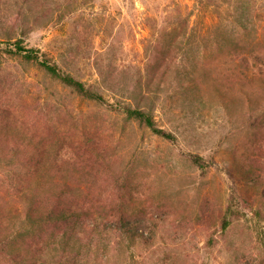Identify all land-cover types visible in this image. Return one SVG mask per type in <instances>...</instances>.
<instances>
[{"label": "rangeland", "instance_id": "rangeland-1", "mask_svg": "<svg viewBox=\"0 0 264 264\" xmlns=\"http://www.w3.org/2000/svg\"><path fill=\"white\" fill-rule=\"evenodd\" d=\"M18 39L108 103L0 54L3 125L47 154L37 174L0 155L5 230L32 232L30 192L66 185L101 208L51 239L48 264H264V127L249 126L264 113V0H0V45ZM120 105L153 111L175 139ZM87 144L96 177L81 163ZM120 213L152 240L121 232Z\"/></svg>", "mask_w": 264, "mask_h": 264}, {"label": "trees", "instance_id": "trees-1", "mask_svg": "<svg viewBox=\"0 0 264 264\" xmlns=\"http://www.w3.org/2000/svg\"><path fill=\"white\" fill-rule=\"evenodd\" d=\"M3 43L5 47L2 48ZM3 43L0 45V54L34 63L38 68L48 73L52 79L74 90L78 95L101 104L108 103L102 93L93 86H86L83 81L65 72L52 57L41 49L26 48L22 39L8 40ZM254 61L258 66L261 78L259 82L264 86V54L256 56ZM244 63L243 66L249 68L250 59L245 58ZM119 108L126 113L129 120L149 128L156 135L170 140L175 139L173 134L158 127L153 111L128 105H120ZM2 117L5 118L4 112L0 113V155L8 156V158L22 157L26 160V164L32 173L41 172L46 167L47 162L46 149L44 148L46 145H39L34 139L27 141L24 138H18L19 136L11 133L14 128L11 122L3 125ZM249 126L255 130L258 128L262 130L264 113L251 121ZM82 150L85 153L83 158L81 157V163H84L88 169L86 175L96 177L100 172L99 166L96 165H101L97 147L87 144ZM30 194L32 195L28 197L29 202L25 208V215L29 220L28 225L33 230L32 232L14 233L9 231V227L5 230L0 211V264H2L1 262L8 264H48L51 239H55L59 233L68 236L77 227H86L88 219L92 218L91 216L101 208L91 202H82L83 204H81L80 200L76 201L75 197L70 195V187L66 185H56L55 187L52 184L41 185L33 189ZM118 211L125 213V204L120 205ZM121 213L119 218L115 220L116 226L121 232L132 235L131 238L134 240L140 238L139 236H142V239L148 243L152 240L151 236H145L141 232L142 227L138 221L121 216ZM225 226H228L227 222Z\"/></svg>", "mask_w": 264, "mask_h": 264}]
</instances>
